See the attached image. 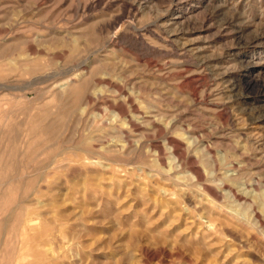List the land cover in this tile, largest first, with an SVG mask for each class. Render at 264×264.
I'll return each mask as SVG.
<instances>
[{"label": "rangeland", "instance_id": "obj_1", "mask_svg": "<svg viewBox=\"0 0 264 264\" xmlns=\"http://www.w3.org/2000/svg\"><path fill=\"white\" fill-rule=\"evenodd\" d=\"M0 264H264V0H0Z\"/></svg>", "mask_w": 264, "mask_h": 264}]
</instances>
